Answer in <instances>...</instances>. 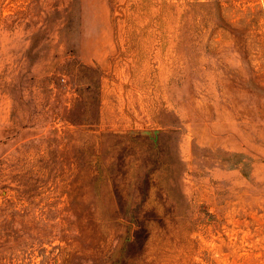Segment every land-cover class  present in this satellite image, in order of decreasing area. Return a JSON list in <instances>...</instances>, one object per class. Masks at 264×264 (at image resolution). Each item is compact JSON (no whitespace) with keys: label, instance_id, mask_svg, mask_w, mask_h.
Instances as JSON below:
<instances>
[{"label":"rangeland","instance_id":"374dc122","mask_svg":"<svg viewBox=\"0 0 264 264\" xmlns=\"http://www.w3.org/2000/svg\"><path fill=\"white\" fill-rule=\"evenodd\" d=\"M0 264H264V0H0Z\"/></svg>","mask_w":264,"mask_h":264}]
</instances>
